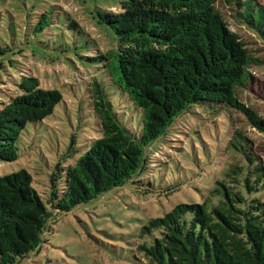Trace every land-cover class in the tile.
Wrapping results in <instances>:
<instances>
[{"label": "trees", "instance_id": "1", "mask_svg": "<svg viewBox=\"0 0 264 264\" xmlns=\"http://www.w3.org/2000/svg\"><path fill=\"white\" fill-rule=\"evenodd\" d=\"M217 1L124 0L120 10L99 15L113 29L117 46L98 58L111 83L142 111V126L126 128L103 86L93 81L100 135L73 164L56 166L44 195L25 169L0 175V264H15L39 247L52 210L70 211L142 172L148 164L145 146L193 104H214L228 115L226 160L212 185L198 188L197 200L178 203L141 227L145 240L137 246L138 264H264V162L253 139L233 126L230 111L264 136V117L236 91L257 59L229 28ZM224 1L243 5L244 23L264 41V9L252 0ZM47 23L41 14L31 26L39 32ZM15 86L17 94L0 108L4 162L17 159L26 125L51 115L63 98L26 71Z\"/></svg>", "mask_w": 264, "mask_h": 264}, {"label": "rangeland", "instance_id": "2", "mask_svg": "<svg viewBox=\"0 0 264 264\" xmlns=\"http://www.w3.org/2000/svg\"><path fill=\"white\" fill-rule=\"evenodd\" d=\"M122 1L0 0V108L17 94L20 71L63 96L51 115L26 125L17 140V159L0 161V175L25 169L34 187L45 193L56 166L73 164L90 148L100 135L91 103L93 81L103 86L126 128H141L142 111L111 83L98 58L117 46L113 29L99 15L120 10ZM252 1L264 9V0ZM216 8L257 59L249 79L236 91L264 117V41L244 23L243 5L218 0ZM41 14L48 26L34 32L31 23ZM230 111L233 126L253 139L264 162V136L242 114ZM229 132L226 112L214 104L191 105L145 146L148 164L142 172L70 211L52 210L39 247L15 264H138L137 246L145 240L141 227L178 203L197 200L198 188L212 185L226 160ZM62 182L60 173L58 188Z\"/></svg>", "mask_w": 264, "mask_h": 264}]
</instances>
